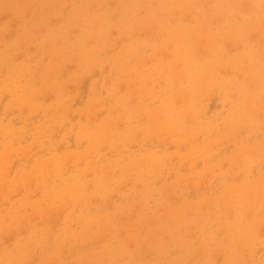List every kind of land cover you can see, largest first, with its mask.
Instances as JSON below:
<instances>
[{"label":"rangeland","instance_id":"rangeland-1","mask_svg":"<svg viewBox=\"0 0 264 264\" xmlns=\"http://www.w3.org/2000/svg\"><path fill=\"white\" fill-rule=\"evenodd\" d=\"M0 264H264V0H0Z\"/></svg>","mask_w":264,"mask_h":264}]
</instances>
